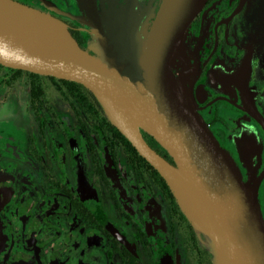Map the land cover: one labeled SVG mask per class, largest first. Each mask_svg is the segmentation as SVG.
Listing matches in <instances>:
<instances>
[{"label": "flooded vegetation", "instance_id": "obj_1", "mask_svg": "<svg viewBox=\"0 0 264 264\" xmlns=\"http://www.w3.org/2000/svg\"><path fill=\"white\" fill-rule=\"evenodd\" d=\"M18 1L102 54L85 0ZM110 1L96 0L100 15ZM136 1L147 34L163 0ZM171 63L244 179H259L264 214V0H208ZM25 70L0 62V264H214L167 179L95 93Z\"/></svg>", "mask_w": 264, "mask_h": 264}, {"label": "water", "instance_id": "obj_2", "mask_svg": "<svg viewBox=\"0 0 264 264\" xmlns=\"http://www.w3.org/2000/svg\"><path fill=\"white\" fill-rule=\"evenodd\" d=\"M208 0H163L144 34L136 0H111L100 15L85 0L101 55L84 49L67 24L18 0H0V62L83 83L110 120L167 179L214 264H264L259 179L243 172L184 91L172 68L176 49ZM148 131L176 163L145 138Z\"/></svg>", "mask_w": 264, "mask_h": 264}, {"label": "trees", "instance_id": "obj_3", "mask_svg": "<svg viewBox=\"0 0 264 264\" xmlns=\"http://www.w3.org/2000/svg\"><path fill=\"white\" fill-rule=\"evenodd\" d=\"M24 70V69H23ZM25 71H27V70H25ZM35 77L37 76V77H39V78H42V77H44V76H50L51 78H56V77H54V76H52V75H43V74H39V73H36V72H32V71H30ZM37 77L35 78V79H37ZM34 79V78H33ZM62 80H64V81H67V83H69L70 85H71V88L73 89V88H77V85L78 86H80V87H84V88H86V89H88V87H86L83 83H81V82H78V81H74V80H70V79H62ZM68 84V85H69ZM69 85V86H70ZM75 86V87H74ZM124 136V135H123ZM125 137V136H124ZM125 139H126V142L131 146V147H133V149H135L137 152H139V150L136 148V146L135 145H133V143L127 138V137H125ZM142 157L144 158V159H146V157L144 156V155H142ZM212 253V252H211Z\"/></svg>", "mask_w": 264, "mask_h": 264}, {"label": "rangeland", "instance_id": "obj_4", "mask_svg": "<svg viewBox=\"0 0 264 264\" xmlns=\"http://www.w3.org/2000/svg\"><path fill=\"white\" fill-rule=\"evenodd\" d=\"M144 34H146V33H144ZM201 237H202V239L204 240L205 243L208 242V237L207 236H205L204 234H201Z\"/></svg>", "mask_w": 264, "mask_h": 264}]
</instances>
